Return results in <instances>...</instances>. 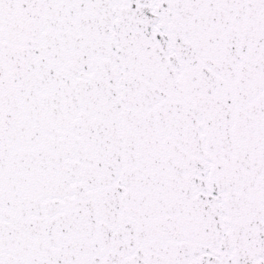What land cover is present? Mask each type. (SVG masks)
<instances>
[{
	"label": "snow or ice",
	"instance_id": "obj_1",
	"mask_svg": "<svg viewBox=\"0 0 264 264\" xmlns=\"http://www.w3.org/2000/svg\"><path fill=\"white\" fill-rule=\"evenodd\" d=\"M0 264H264V0H0Z\"/></svg>",
	"mask_w": 264,
	"mask_h": 264
}]
</instances>
